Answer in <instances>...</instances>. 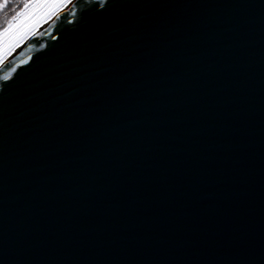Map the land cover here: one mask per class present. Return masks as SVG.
<instances>
[{
    "label": "water",
    "instance_id": "obj_1",
    "mask_svg": "<svg viewBox=\"0 0 264 264\" xmlns=\"http://www.w3.org/2000/svg\"><path fill=\"white\" fill-rule=\"evenodd\" d=\"M117 4L13 58L0 264H264V0Z\"/></svg>",
    "mask_w": 264,
    "mask_h": 264
},
{
    "label": "snow or ice",
    "instance_id": "obj_2",
    "mask_svg": "<svg viewBox=\"0 0 264 264\" xmlns=\"http://www.w3.org/2000/svg\"><path fill=\"white\" fill-rule=\"evenodd\" d=\"M84 3L90 7L82 10L79 0H0V102L6 98L5 93H9L21 80L20 69L23 68L27 72L33 60V57L27 56L19 63H15L14 56L32 41L43 39L42 30L45 26L50 29L47 35L51 36L52 40L59 41L64 37L55 36L53 32L66 21L72 26L66 29L71 38L78 31V25L88 15H94L96 24L100 25L110 19L113 10L120 6L117 0H84ZM39 47L44 50L49 46L40 44ZM161 150L170 149L168 146H161ZM147 182V179L141 180L133 176L129 177L123 186L130 192H135ZM121 186L118 185L114 189L112 185H104L99 186L98 190L103 195L114 192ZM237 247L239 253H246L243 239L237 241Z\"/></svg>",
    "mask_w": 264,
    "mask_h": 264
}]
</instances>
